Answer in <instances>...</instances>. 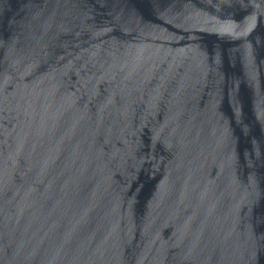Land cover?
I'll list each match as a JSON object with an SVG mask.
<instances>
[{
    "label": "water",
    "instance_id": "1",
    "mask_svg": "<svg viewBox=\"0 0 264 264\" xmlns=\"http://www.w3.org/2000/svg\"><path fill=\"white\" fill-rule=\"evenodd\" d=\"M0 264H264V0H0Z\"/></svg>",
    "mask_w": 264,
    "mask_h": 264
}]
</instances>
